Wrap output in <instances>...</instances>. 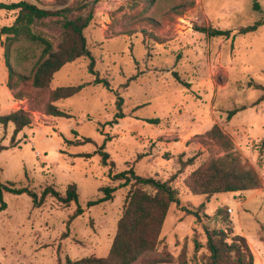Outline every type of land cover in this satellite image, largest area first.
<instances>
[{
  "label": "rangeland",
  "instance_id": "obj_1",
  "mask_svg": "<svg viewBox=\"0 0 264 264\" xmlns=\"http://www.w3.org/2000/svg\"><path fill=\"white\" fill-rule=\"evenodd\" d=\"M27 1L48 10L79 4ZM90 12L93 21L85 35L98 77L110 89L94 84L88 58L63 67L47 88H35L23 78H32L44 45L25 34L4 36L0 45V116L18 110L32 116V124L18 135L13 125L0 126V183L28 188L39 197L48 187L65 196L68 186L76 184L84 211L71 220L74 203L48 196L34 206L28 194L4 192L0 264L108 257L134 183L131 169L162 181L175 176L172 186L178 192L158 245L133 264H207L209 229L243 236L254 264H264V101L258 104L264 97V0H90L84 13ZM17 15L0 10V25H13ZM258 21L263 25L256 32L237 34ZM62 25V18L49 17L37 21L32 31L57 48ZM197 27L231 34L209 37ZM7 63L15 73L13 88L8 87ZM79 85L85 86L79 94L54 102L71 119L46 114L55 89ZM120 98L124 118L116 119ZM242 107L228 119L230 111ZM156 118L159 124L147 122ZM216 125L232 139V150L208 134ZM102 153L109 155L106 166ZM228 154L255 170L261 187L195 195L189 187L193 172ZM192 158L181 170V161ZM124 172L128 185L115 177ZM106 187L115 189L112 199L89 207L88 202L105 197Z\"/></svg>",
  "mask_w": 264,
  "mask_h": 264
},
{
  "label": "trees",
  "instance_id": "obj_2",
  "mask_svg": "<svg viewBox=\"0 0 264 264\" xmlns=\"http://www.w3.org/2000/svg\"><path fill=\"white\" fill-rule=\"evenodd\" d=\"M78 1L77 7H65L59 10H48L27 0L12 4L0 3V10L18 11L13 25H0V45L4 36L10 38L12 35L18 37L21 34H25L28 39L41 42L44 45L42 58L36 64L32 78H23L31 81L33 87L38 89L47 88L53 81L55 74L63 67L73 64L81 58H88L90 60L89 73L96 77L94 84H103L104 87L110 89L109 82L98 77L95 70V59L89 49L85 35L86 29L93 21V13H84L90 0ZM94 1L103 2V0ZM76 13L77 15L74 17L73 15ZM49 17L62 18V36L57 48L49 40L34 34L32 31V26L37 21ZM262 25L263 22L258 21L254 25L242 28L237 34L246 35L256 32ZM197 31L209 37H229L231 34L229 31L205 27H197ZM232 38L234 39L235 35ZM7 66L9 67L8 87L13 88L12 81L15 73L9 63H7ZM184 84L188 86L187 83ZM84 88V85H79L55 89L50 95V102L45 106L46 114L54 118L71 119L72 116L67 111L54 105V102L70 99L79 94ZM15 98L21 100L23 96L17 94ZM263 101L264 97L259 99L258 104ZM122 103L123 99L120 98L117 102L116 119L124 118ZM240 110H245V108L230 111L228 119L233 118ZM147 122L159 124L160 120L158 118L147 119ZM31 124L32 116L29 111L18 110L9 115L0 116V126L13 125L14 135H18ZM208 134L227 150L234 148L232 139L219 126H214ZM89 142H91L90 139H85V143ZM68 143L72 142L68 141ZM102 148L104 149V145ZM108 158L107 153H102L104 166L107 165ZM193 162L194 158L189 159L187 162L181 161V170L187 168ZM129 173L134 179V183L126 197L123 216L119 221L118 230L108 257L97 258L92 256L77 261H68V264H133L140 256L156 248L169 209L172 204L178 202V192L172 186L176 177L173 176L166 181H162L153 177L138 176L133 169ZM115 177L116 179L126 180V185L131 183L125 172L115 175ZM261 183V177L255 170L244 168L237 158L233 157L232 154H228L222 159L211 161L206 169L193 172L190 176L189 187L197 196H209L251 191L260 188ZM114 191L115 189L109 187L104 188L105 197L88 202V206L92 207L111 200ZM4 192L14 195L28 194L33 199L34 206H41L48 196L57 198L65 205L74 203L77 208L71 220L84 213L76 184L68 186L65 196H62L53 187H48L39 197L38 194L28 188H17L13 184L0 183V212L6 208L3 197ZM195 214L198 216V213ZM206 234L209 253L207 264H254V255L243 236L234 235L229 229H209Z\"/></svg>",
  "mask_w": 264,
  "mask_h": 264
}]
</instances>
